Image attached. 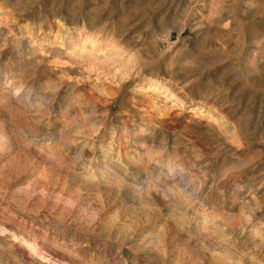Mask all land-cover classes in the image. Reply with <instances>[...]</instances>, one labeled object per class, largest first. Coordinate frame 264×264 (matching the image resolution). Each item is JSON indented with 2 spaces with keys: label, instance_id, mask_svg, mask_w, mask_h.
<instances>
[{
  "label": "rangeland",
  "instance_id": "obj_1",
  "mask_svg": "<svg viewBox=\"0 0 264 264\" xmlns=\"http://www.w3.org/2000/svg\"><path fill=\"white\" fill-rule=\"evenodd\" d=\"M0 264H264V0H0Z\"/></svg>",
  "mask_w": 264,
  "mask_h": 264
}]
</instances>
